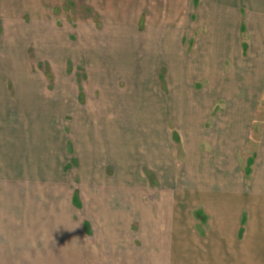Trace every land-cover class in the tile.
<instances>
[{"label": "rangeland", "instance_id": "374dc122", "mask_svg": "<svg viewBox=\"0 0 264 264\" xmlns=\"http://www.w3.org/2000/svg\"><path fill=\"white\" fill-rule=\"evenodd\" d=\"M161 34L182 36L181 45L186 60L174 71L182 73V79L187 85L189 83L188 91L183 90L184 94L205 96L209 91L208 82L196 79L194 86L191 75L196 70L202 72L197 77H202L204 70L208 71L210 68L214 71L221 64L223 69L235 70L232 88L239 92V65L248 63L249 68L253 66L256 52L251 49L264 37V0H0V114L15 112L19 108V111L25 112L23 126L26 128L30 125L47 124L53 129H62L66 137H71L66 140L69 152L72 141L79 142L75 137H81L77 134L80 129L85 130L88 135L90 132L87 127L94 129L96 123L102 121V105L109 110L113 108V102H117L122 79H126L125 76L128 79L133 73L125 66L134 56L132 51L141 50V54L137 53L139 63H160L154 59L156 54L153 52L155 41L160 42L162 39ZM142 48H148L145 56ZM132 87L130 94H127L128 103L126 101L124 106L140 105L136 104L138 99L136 100ZM231 105L235 111L237 103ZM219 109L222 110L221 107ZM31 110H39L35 118L27 114ZM237 111L239 114L240 110ZM190 114L189 117L192 118L193 114ZM199 118L205 125L204 129L209 130L211 119L203 116ZM197 121V118H192V122ZM253 122L251 143L244 151L236 154L238 173L243 175L245 184L251 181L252 176L251 168L245 174V160L254 156V145L264 125V104L260 106ZM75 127L81 128L74 130ZM169 129L172 133L171 125ZM17 132L11 130L10 136L17 140L20 137L14 135ZM22 133L26 142L23 146L24 153L30 154L34 147L27 143L31 140L28 130ZM105 143L107 144V140ZM17 146H6L5 152H10L12 148L16 151ZM18 147L20 153L21 146ZM80 151L82 149L79 148L77 153L80 154ZM106 159L104 163L107 164ZM30 161L25 160L24 164L27 174L35 169ZM120 163L122 164V160ZM73 164L75 161L70 163L72 174H66L57 184L0 182V210L3 208V217L6 218V221L0 222V264H128L134 253L141 255L148 252L149 256L152 247L156 259L152 264H173L169 261L174 250L173 244L176 238H183L181 230H176V227L181 229L182 226L185 227L183 234L186 242L184 253L181 254L184 258L182 264H210L209 245L206 241L211 230L212 216L206 208L202 207L200 213L196 214V210L200 208L194 206L192 200L185 201L189 207L181 203L183 209L174 200H162L163 205L168 207L167 213L161 218L159 215L155 217L158 229L152 231L151 244L144 249L145 237L137 223L132 224L131 230H126V236H121L112 227L137 218V215L128 213V197L122 195V199H117L106 193L114 185L121 186V192L133 189L134 186L143 192L144 184L125 182V176L122 175V181L118 184L108 165L101 176H105L104 182L97 184L96 181H87L91 176L85 170L86 182L83 183L82 178L80 179L81 170H74L76 166ZM126 174L128 173H124ZM88 185L90 188L89 191L86 190L87 194H93V186L96 185L107 196H111L106 201L110 207L114 204L112 210H116V216L103 218L100 215H79L75 210L72 216L63 213V206L57 207V227L56 231L50 232L49 242L47 230H39L38 224H34V228L32 208L38 207L39 210V206H48L49 202L63 205L70 193L74 195L77 188H87ZM166 187L165 184L163 189L166 190ZM16 192L18 197L11 198ZM157 194L161 195L162 191ZM149 200L145 198V202ZM90 202L92 203L89 200L88 203ZM118 202L125 205L119 206ZM13 208L21 214L12 223L10 214ZM166 208L163 207V210ZM118 212L124 214L118 215ZM67 218L73 223L80 222L81 218L86 220L83 236L79 224H72L68 229ZM162 218L163 225L160 224ZM103 220L110 221L111 225L104 227ZM247 221L245 217L239 235L238 230L235 231L238 242L245 236ZM194 238L200 246L198 250L201 248V258L204 259L198 263L192 261L191 244ZM70 243L81 245L72 249L68 247ZM55 258L57 261H54ZM50 259L53 262H49ZM253 259L254 257L249 256L248 263L233 264H260L252 263ZM136 264L145 262L139 257Z\"/></svg>", "mask_w": 264, "mask_h": 264}, {"label": "crops", "instance_id": "0c3cea01", "mask_svg": "<svg viewBox=\"0 0 264 264\" xmlns=\"http://www.w3.org/2000/svg\"><path fill=\"white\" fill-rule=\"evenodd\" d=\"M161 35L163 40L155 41L153 52L156 54L154 59L159 60L160 63L156 61L139 63L137 53L141 54V50L132 51L134 56L125 66L133 73L128 79V76L122 79L117 102H113V108L109 110L102 105L100 109L102 116L98 115L101 116L102 121L96 123L94 129L87 127L90 134H85L86 131L80 129L81 127L74 128V130L80 129V133L77 134L81 137H75L79 142L72 141L69 152L66 140L71 137H66L62 129H53L47 124L45 126L30 125L26 128L23 126L25 112L19 111V108L15 112L1 113L0 182L57 184L67 176L66 174H72L73 168L70 163L75 161L74 170H81L80 179L82 178L83 183L86 182L84 177L86 170L91 176L87 181L92 180L100 184L104 182L105 176H101L108 165L113 170L112 176L118 184L122 181V175L125 176L123 181L143 183L145 188L142 192L134 186L133 189L128 188L121 192V186L114 185L106 192L117 199H122V195L127 196L128 213L137 215V218L131 219L126 222L127 224L124 221L118 225L113 224L112 227L118 230L121 236H126V230H131L132 224L137 223L145 237L144 249H146L149 243L151 244L152 231L155 228L158 229L159 224L156 223L155 217L159 215L161 218L165 212L167 213L168 207L163 205L162 200H174V203L183 209V205L190 206L185 203L187 199L194 201L193 205L200 208L196 210V214H199L203 207L212 216L211 230L206 241L209 245L210 264L248 263L249 256L254 257L252 263L261 264L264 261V125L260 133L258 132L254 156L245 160L244 171L246 172L249 168L252 170L251 181L248 184H245L243 175L238 173L236 154L241 150L244 151L251 143L253 121L260 106L264 104V37L251 49L256 52L253 66L249 68L248 63L239 65L241 91L238 92L232 88L233 79L236 77L235 70L226 67L223 69L221 64L214 71L210 68L208 71L204 70L202 77H197L202 72L193 71L191 75L193 84L196 79H202L205 83L208 82L209 86L208 93L199 97L197 94H184L183 90L188 91L189 83L187 85L182 79V73L174 71L186 60L181 45V34ZM142 49L145 56L148 48ZM131 86L135 87V89L132 87V90L136 100L138 99L136 104H140L139 106H124L126 101L128 103L127 94H130ZM163 86L165 88H162ZM234 103H237L235 111L234 106L232 109L231 105ZM237 110H240L239 114ZM190 112L193 114L192 118L198 119L197 122H192V118L189 117ZM38 113L39 110H31L27 114L35 118V114L38 115ZM202 116L211 119L209 130L204 129L205 125L199 121V117ZM169 125H171L172 133ZM11 130L18 131V134H14L20 136L17 140L10 136ZM24 130H28L31 139L27 143L34 147L30 154L24 153L23 146L26 143L22 133ZM106 134L108 136L105 137ZM75 139L74 142H77ZM174 139L179 143L174 142ZM14 144L21 146L20 153L18 146L16 151L12 148L10 152H5L6 146ZM79 148L82 149L80 154L77 153ZM108 148L110 149L106 153ZM90 158L92 161H89ZM105 159L107 164L104 163ZM25 160L27 162L31 160V165L35 167L31 173H28L29 175L24 171ZM124 173L128 174L124 175ZM165 184L166 190L163 189ZM89 188V185L87 188L84 186L77 188L75 194L70 193L67 202L63 205L58 206L56 202L53 204L49 202L48 206H39V210L38 207L32 208V224H38L39 230H47L50 242L49 234L57 227V207L63 206L65 208L63 213H69L72 216L75 210L79 215H100L103 218L113 216L114 218L116 210L112 208L115 206L113 204L110 207L106 201L111 196H107L100 186L96 185L93 186L95 189L93 194H87L86 190L89 191ZM155 188L159 190L156 191ZM159 191H162L161 195L157 194ZM14 197H18V192L11 196V198ZM145 198L150 200L145 202ZM89 200L92 203H88ZM118 203L119 206L125 205L122 202ZM181 203L184 204L181 205ZM163 207L166 209L163 210ZM3 211L2 208L0 222L6 221ZM121 213L124 214L118 212V215ZM19 214L21 213L12 209L10 214L13 218L12 223L14 220L17 221ZM245 217L248 219L246 233L243 240L238 242L235 231L238 230V235L242 232L240 226L245 221ZM161 221L160 224L163 225V218ZM66 222L68 229L72 227V224H79L80 233L84 235V227L87 225L85 219L81 218L80 222L73 223L67 218ZM103 225L105 227L111 224L110 221L105 220ZM104 227L102 229H105ZM34 228H36L35 225ZM176 230H181L183 238L175 239L174 250L169 261L173 264H182L184 258L181 254L184 253L186 246L183 234L185 227L182 226L181 229L176 227ZM142 234L140 236H143ZM195 240L194 238L191 244L192 261L198 263L204 259L201 258L202 251L201 248L198 250L200 246ZM79 245L81 244L70 243L68 247L73 249ZM154 252L152 247L149 256L148 252L141 255L136 253L133 256L129 255L133 259L127 263L136 264L137 259L141 257L145 264H152L156 261ZM56 259L54 261H57ZM49 262L53 261L50 259Z\"/></svg>", "mask_w": 264, "mask_h": 264}, {"label": "trees", "instance_id": "16d2710c", "mask_svg": "<svg viewBox=\"0 0 264 264\" xmlns=\"http://www.w3.org/2000/svg\"><path fill=\"white\" fill-rule=\"evenodd\" d=\"M249 170H247L245 173H248Z\"/></svg>", "mask_w": 264, "mask_h": 264}]
</instances>
